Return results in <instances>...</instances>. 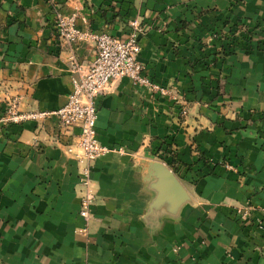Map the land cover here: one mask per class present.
I'll use <instances>...</instances> for the list:
<instances>
[{
  "label": "crops",
  "instance_id": "1",
  "mask_svg": "<svg viewBox=\"0 0 264 264\" xmlns=\"http://www.w3.org/2000/svg\"><path fill=\"white\" fill-rule=\"evenodd\" d=\"M54 1L77 14L83 31L126 38L139 20L148 77L181 103L127 78L97 99L100 143L126 154L94 164L88 234L79 215L81 165L67 152L80 130L65 132L53 114L0 123V264H264L263 214L246 223L236 216L237 207L264 206V0ZM242 27L253 33L238 35ZM75 53L90 64L97 50L85 42ZM67 59L53 5L0 0V119L13 98L22 113L64 106L72 91ZM161 146L170 155L158 154ZM145 161L169 166L187 190L191 202L176 215L148 216L155 192Z\"/></svg>",
  "mask_w": 264,
  "mask_h": 264
},
{
  "label": "built area",
  "instance_id": "2",
  "mask_svg": "<svg viewBox=\"0 0 264 264\" xmlns=\"http://www.w3.org/2000/svg\"><path fill=\"white\" fill-rule=\"evenodd\" d=\"M47 1L54 6V26L59 44L68 52L67 60L72 73V91L66 104L53 113L19 112V99L13 98L2 119L9 123H22L43 120L53 114L57 116L59 127L65 132H71L75 128L80 130L74 141L67 146V152L69 155H74L81 165L79 215L84 222L81 232L88 234L93 219V207L97 201V190L92 178L94 164L108 154H126L124 148L108 147L100 143L96 129L97 99L108 90L113 81L127 78L137 87L149 89L160 97L169 98L175 105H179L181 101L179 94L173 88L155 84L148 77L140 61L145 27L139 20H133L130 23L126 38L108 33L83 31L77 26V14H67L62 7L56 6L54 0ZM242 32L250 36L246 27H242L238 35ZM85 42L94 43L97 50L96 58L90 64H83L75 53L76 46ZM188 114V110L182 106L180 115L187 117ZM225 167L234 170L229 164ZM256 210L264 216V206L255 208L251 205L243 208L237 207L236 216L246 223L250 221ZM257 228L263 229L262 221L257 222Z\"/></svg>",
  "mask_w": 264,
  "mask_h": 264
},
{
  "label": "water",
  "instance_id": "3",
  "mask_svg": "<svg viewBox=\"0 0 264 264\" xmlns=\"http://www.w3.org/2000/svg\"><path fill=\"white\" fill-rule=\"evenodd\" d=\"M146 180L155 198L150 204L148 216L157 214L166 209L168 214L176 215L182 206L191 202V198L176 177L175 173L166 164L159 161H145Z\"/></svg>",
  "mask_w": 264,
  "mask_h": 264
},
{
  "label": "trees",
  "instance_id": "4",
  "mask_svg": "<svg viewBox=\"0 0 264 264\" xmlns=\"http://www.w3.org/2000/svg\"><path fill=\"white\" fill-rule=\"evenodd\" d=\"M200 162H203L205 165H208V160L205 157H201L200 158ZM169 166L171 167V169L176 173L179 166H180V162L177 160L176 154H172V160L169 163ZM191 169V168H190Z\"/></svg>",
  "mask_w": 264,
  "mask_h": 264
},
{
  "label": "rangeland",
  "instance_id": "5",
  "mask_svg": "<svg viewBox=\"0 0 264 264\" xmlns=\"http://www.w3.org/2000/svg\"><path fill=\"white\" fill-rule=\"evenodd\" d=\"M248 32H252L253 33V31L251 30L250 31V29L249 30H247ZM255 31V30H254ZM253 35V34H252ZM238 39H242V40H244V41H248V38H245L244 36L243 37H241V36H238ZM240 41V40H239ZM241 42V41H240ZM243 42V41H242ZM9 104H10V101H9ZM2 118H4V117H2ZM0 119V123H3V124H8L9 122H6L5 120H3V119ZM170 150H169V148H167V149H164L163 148V146H161L160 147V150H159V153L158 154H160L161 152H163V154L164 155H166V154H168V155H170V152H169ZM172 153H173V151H171V156H172ZM158 154L156 155V156H158Z\"/></svg>",
  "mask_w": 264,
  "mask_h": 264
}]
</instances>
